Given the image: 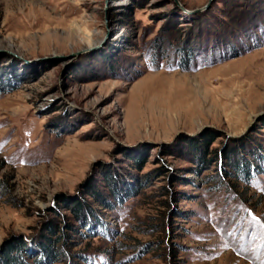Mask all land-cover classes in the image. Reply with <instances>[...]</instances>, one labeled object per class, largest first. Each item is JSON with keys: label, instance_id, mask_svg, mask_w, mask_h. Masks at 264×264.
Returning a JSON list of instances; mask_svg holds the SVG:
<instances>
[{"label": "rangeland", "instance_id": "374dc122", "mask_svg": "<svg viewBox=\"0 0 264 264\" xmlns=\"http://www.w3.org/2000/svg\"><path fill=\"white\" fill-rule=\"evenodd\" d=\"M206 2L0 0V264H264V0Z\"/></svg>", "mask_w": 264, "mask_h": 264}, {"label": "trees", "instance_id": "16d2710c", "mask_svg": "<svg viewBox=\"0 0 264 264\" xmlns=\"http://www.w3.org/2000/svg\"><path fill=\"white\" fill-rule=\"evenodd\" d=\"M71 210H73L74 212H75V214H76V212H77V210H78V206L77 205H75ZM65 237H66V235H63V238L65 239ZM57 238H59V237H57ZM57 240V239H56ZM48 247L50 248V246L48 245ZM48 248V254L50 253V255H52L54 252H51V248L49 249ZM6 259L7 258H5V261H4V264H6V263H8V264H11V263H19V260H18V258L16 257V258H12V259H9V261L7 260L6 261ZM2 263H3V261H2Z\"/></svg>", "mask_w": 264, "mask_h": 264}, {"label": "water", "instance_id": "95a60500", "mask_svg": "<svg viewBox=\"0 0 264 264\" xmlns=\"http://www.w3.org/2000/svg\"><path fill=\"white\" fill-rule=\"evenodd\" d=\"M215 1H216V0H207L206 5H205L203 8H201V9H199V10H194V11H189V10H186V9H185V12H187V13H189V14H195V13H199V12H204V11L208 10L209 7H210ZM80 54L83 55L84 53H80Z\"/></svg>", "mask_w": 264, "mask_h": 264}]
</instances>
